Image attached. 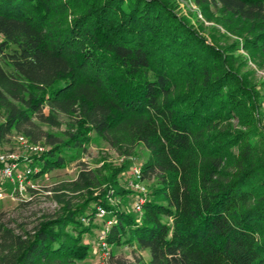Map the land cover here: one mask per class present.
<instances>
[{
    "label": "trees",
    "instance_id": "16d2710c",
    "mask_svg": "<svg viewBox=\"0 0 264 264\" xmlns=\"http://www.w3.org/2000/svg\"><path fill=\"white\" fill-rule=\"evenodd\" d=\"M177 1L0 0V145L43 142L16 162L27 191L95 140L130 158L142 146L141 181L153 184L133 213L110 203L124 198L119 177L80 171L32 232L0 222V264H87L100 207L103 264H136L122 247L149 253L138 264H264V81ZM187 1L220 16L264 69V0Z\"/></svg>",
    "mask_w": 264,
    "mask_h": 264
},
{
    "label": "rangeland",
    "instance_id": "374dc122",
    "mask_svg": "<svg viewBox=\"0 0 264 264\" xmlns=\"http://www.w3.org/2000/svg\"><path fill=\"white\" fill-rule=\"evenodd\" d=\"M180 6L181 14L186 17L193 26L204 35L208 41H217L220 44L226 46L229 43H237L238 53L240 60L248 63L247 70L253 74L256 81H264V69L259 68L252 62L253 51L245 50L242 45V39L236 36V32L231 31L227 23H222L220 16H209L210 20L203 17L200 9L192 2L187 0L177 1ZM214 17V18H213ZM261 95H264V88H257ZM264 113V106H263ZM3 121L2 112L0 111V123ZM49 128L44 127V130ZM65 128L62 127L63 131ZM54 133L58 130L51 129ZM60 130V131H61ZM19 135L15 134L8 138V141L0 145V156H15L12 164L18 166L19 160L22 161L32 154L31 147H39L43 150V142L39 145L30 144L27 139H22ZM36 153V152H34ZM148 151L142 146H139L134 155L130 157L122 156L115 150L111 149L104 142H97L96 140L88 146L87 152L82 153H70L74 155L73 161L69 162V166L64 170H58L51 172L45 177H41L37 182L28 183L30 187L33 186L34 192H28L26 184L25 190L20 192L19 186L16 184V180L20 177V174L14 175V182L7 177L2 176L0 168V222L5 224L8 228L13 230L16 234H22L24 231L32 232L36 227L40 219L43 216H53L59 212V202H57L56 196L61 194L59 187L61 184L74 181L79 172L82 170L96 169L102 173L105 179H111V176L116 175L120 180V190L125 191L124 198L122 196L112 197L110 203L112 205H121L123 209L136 213L134 210V201L138 197V192L131 186V178L133 170L139 168L145 160L148 158ZM127 163H130L127 165ZM127 165V168L124 167ZM18 172H24L26 164H20ZM126 169V171L124 170ZM146 187V193L144 196H148L153 184L143 183ZM32 188V187H31ZM127 191H134V193L127 194ZM111 216L106 213L103 219L108 221ZM97 220L94 222L96 229L92 235H88L87 242L93 247V254L87 261V264H103L106 259L104 252H99L101 249L100 243H98V236L100 229H106L104 220ZM116 254L129 259L131 263L138 264L139 260L145 263L150 261V255L147 251H139L136 248L122 247L114 250Z\"/></svg>",
    "mask_w": 264,
    "mask_h": 264
},
{
    "label": "built area",
    "instance_id": "2783aa9c",
    "mask_svg": "<svg viewBox=\"0 0 264 264\" xmlns=\"http://www.w3.org/2000/svg\"><path fill=\"white\" fill-rule=\"evenodd\" d=\"M30 150L32 152H41L42 149L39 147H31ZM15 156H0V162L4 163V166L1 170V173L4 177H7L8 179H10L12 182H14V172L16 170V165L12 164V159H14ZM142 179V175H141V167L139 168H135L133 170V178L130 182V186L138 192L139 197H137V201L135 203V211L137 213H141L142 212V207L143 204L145 202V196L144 194L146 193V187L143 186V182L141 181ZM19 181V191L23 192L25 190V185H24V180L19 177L17 179ZM33 188V186H31ZM98 212H99V216L103 217L106 215V210L103 209L102 207L98 208ZM99 242L101 244V246L105 249L107 247V245L104 242V235H100L99 237Z\"/></svg>",
    "mask_w": 264,
    "mask_h": 264
}]
</instances>
